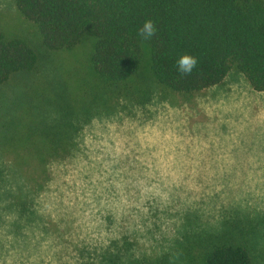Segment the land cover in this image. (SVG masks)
<instances>
[{
    "label": "trees",
    "instance_id": "1",
    "mask_svg": "<svg viewBox=\"0 0 264 264\" xmlns=\"http://www.w3.org/2000/svg\"><path fill=\"white\" fill-rule=\"evenodd\" d=\"M14 2L50 51L73 50L85 38L90 39V78L84 82L81 96L71 94L66 99L58 95L51 103L61 112L55 124H45L36 135L31 129L15 130L4 142L9 148L25 147L26 152L15 153L16 161L25 154L42 172L48 162L71 153L74 128L81 120L73 100H85L88 117L93 108L115 109L121 97L135 105L144 104L153 87L164 94L192 95L221 82L231 69L243 74L254 90L264 92V0ZM147 19L154 21L157 31L144 40L139 33ZM184 53L198 58L191 75L176 71V59ZM38 64L39 54L27 39L0 32V85L14 74L31 72ZM18 170L11 167L10 175ZM17 202L25 206L23 200ZM260 224L264 217L256 224L224 220L211 232L184 236L178 242L181 260L185 264H255L254 239L261 235ZM114 247L115 253L98 255L102 264H121L130 249L126 242Z\"/></svg>",
    "mask_w": 264,
    "mask_h": 264
},
{
    "label": "clouds",
    "instance_id": "2",
    "mask_svg": "<svg viewBox=\"0 0 264 264\" xmlns=\"http://www.w3.org/2000/svg\"><path fill=\"white\" fill-rule=\"evenodd\" d=\"M156 31L154 21L147 19L139 34L149 40ZM197 65V56L190 53L175 62L176 71L185 76ZM160 95L153 94L142 107L121 97L113 111L83 124L65 160L46 165L51 178L35 211L60 228L70 225L72 232L65 238L88 253H115L113 242L122 246L127 237L133 247L121 264H144L164 255L167 264H182L177 242L186 231V217L195 213L203 226L218 228L221 204L242 211L264 208V181L252 176L231 195L221 193L219 201L215 193L224 185L213 182L210 175L204 178L210 186L201 191L204 185L196 183L197 170L189 166L198 165L207 148L201 139L203 126L192 125L189 135L191 114L160 100ZM246 102V93L234 97L229 110H242ZM186 146L191 151L186 152ZM190 191L196 194L189 195ZM18 224H22L18 214L8 211L0 227V264H82L71 248V255L63 254L65 246L56 237L37 246L42 233L24 227L23 235H18Z\"/></svg>",
    "mask_w": 264,
    "mask_h": 264
},
{
    "label": "rangeland",
    "instance_id": "3",
    "mask_svg": "<svg viewBox=\"0 0 264 264\" xmlns=\"http://www.w3.org/2000/svg\"><path fill=\"white\" fill-rule=\"evenodd\" d=\"M0 32L8 37L27 39L39 54L37 68L31 72L14 74L8 82L0 85V169L2 177L0 180V227L4 225L5 214L14 210L22 221V224L17 225L18 235H23L22 228L24 227L29 228L33 233H42L37 246L49 236L56 237L65 246L64 255H71L68 252V248H71L72 252L80 257L82 264H87V262L102 264L99 254L88 253L86 248H80L71 239L65 238L72 232L70 225L60 228L58 223L36 213L37 198L51 178L50 169L46 167V172H42L38 164L25 154L22 159L16 161L15 153H24L26 148L21 144L16 148H9L4 143L8 136L15 135V130L31 129L36 135L40 133L45 124H55L61 118L59 117L61 112L51 103L52 100H58V95H64L65 98L66 96L69 98L71 94L81 96L84 82L90 78L87 67L90 39L85 38L73 50L50 51L46 49L40 42L36 27L19 13L14 0H0ZM157 92L161 94L160 100H168L171 105L191 114L188 126L189 135H192V125L203 126L201 139L207 143V148L200 153L199 164L189 166L197 170L196 183L204 185L201 191L210 186L204 183V178L209 175L213 182L224 185L219 193H215L217 201L221 193L227 192L231 195L234 190H239L250 176L264 181V118H262L264 92L254 90L243 74L236 69H231L221 82L189 96L180 93L164 94L153 87L152 96ZM244 93L247 94V102L242 106V110H229L233 98L238 99ZM152 96L145 103H149ZM129 104L136 106L133 102ZM144 104L139 106L142 107ZM73 107L76 114L79 112L81 118L74 128L73 139L83 124L88 123L92 116L114 110L103 111L102 108H93L87 117L85 113L88 109L84 99H80L79 102L73 100ZM209 111L212 115H209ZM82 113H84L83 116ZM74 147L72 140L69 151L71 152ZM189 151L191 150L186 146V152ZM69 155L52 160L46 165L63 161ZM190 159H195V157H190ZM11 167L19 169L17 172L13 171L12 176L10 175ZM184 179L187 180L188 177ZM11 187H14L15 191L9 190ZM15 194L17 200L13 196ZM194 194H196L194 191L189 192V195ZM21 200L25 202V206H20L17 202ZM221 216L222 221L239 220L240 223L252 221L256 224L257 220L264 217V208L259 211L256 209L242 211L239 208L224 207L221 204ZM186 225L183 238L187 235L207 233L216 229L203 226L200 217L195 213L186 217ZM257 228L262 232L254 239L255 254L258 255L255 264H264V224L258 225ZM124 242L129 244L130 249L133 247L127 237L124 238ZM115 245L116 243L113 242V247ZM167 260V255H164L155 261L146 260L144 264H167ZM181 261L185 264L184 260ZM40 264L44 262L41 261Z\"/></svg>",
    "mask_w": 264,
    "mask_h": 264
}]
</instances>
